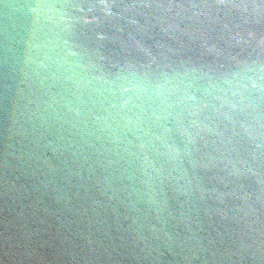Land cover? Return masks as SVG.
<instances>
[{"label": "water", "instance_id": "95a60500", "mask_svg": "<svg viewBox=\"0 0 264 264\" xmlns=\"http://www.w3.org/2000/svg\"><path fill=\"white\" fill-rule=\"evenodd\" d=\"M0 264H264V0H0Z\"/></svg>", "mask_w": 264, "mask_h": 264}]
</instances>
